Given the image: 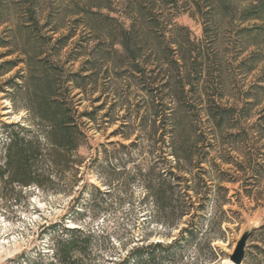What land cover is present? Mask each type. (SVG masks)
<instances>
[{
  "label": "rangeland",
  "instance_id": "obj_1",
  "mask_svg": "<svg viewBox=\"0 0 264 264\" xmlns=\"http://www.w3.org/2000/svg\"><path fill=\"white\" fill-rule=\"evenodd\" d=\"M264 225V0H0V264H224Z\"/></svg>",
  "mask_w": 264,
  "mask_h": 264
},
{
  "label": "trees",
  "instance_id": "obj_2",
  "mask_svg": "<svg viewBox=\"0 0 264 264\" xmlns=\"http://www.w3.org/2000/svg\"><path fill=\"white\" fill-rule=\"evenodd\" d=\"M66 233V238L57 241L54 245V257L49 264H86L90 237L86 236L81 229H66ZM254 234L260 237L258 240L261 245L252 247V251L245 256L243 264H264V225L255 230ZM130 259L129 264H146L142 250H136ZM155 260V253H151L148 262L155 264Z\"/></svg>",
  "mask_w": 264,
  "mask_h": 264
},
{
  "label": "water",
  "instance_id": "obj_3",
  "mask_svg": "<svg viewBox=\"0 0 264 264\" xmlns=\"http://www.w3.org/2000/svg\"><path fill=\"white\" fill-rule=\"evenodd\" d=\"M251 235L252 233H245L238 241L233 254L229 257V261L232 264H243L246 256L247 242L250 239Z\"/></svg>",
  "mask_w": 264,
  "mask_h": 264
},
{
  "label": "bare ground",
  "instance_id": "obj_4",
  "mask_svg": "<svg viewBox=\"0 0 264 264\" xmlns=\"http://www.w3.org/2000/svg\"><path fill=\"white\" fill-rule=\"evenodd\" d=\"M224 264H232L229 260L224 261Z\"/></svg>",
  "mask_w": 264,
  "mask_h": 264
}]
</instances>
